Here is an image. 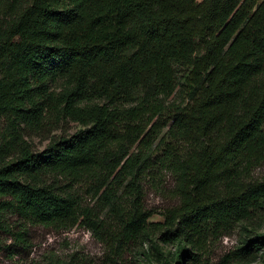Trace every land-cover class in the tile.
Segmentation results:
<instances>
[{
    "label": "trees",
    "instance_id": "trees-1",
    "mask_svg": "<svg viewBox=\"0 0 264 264\" xmlns=\"http://www.w3.org/2000/svg\"><path fill=\"white\" fill-rule=\"evenodd\" d=\"M177 69L184 106L165 104ZM58 79L68 86L55 93ZM91 95L105 103L82 105ZM50 115L82 128L33 152L20 124L40 128ZM1 120L12 132L0 142V230L5 213L83 223L114 238L117 259L158 232L181 264H206L209 239L264 205V177L246 180L264 163V0H0ZM155 141L178 205L152 223L142 183ZM49 175L69 187L103 177L92 189L114 227L78 195L53 191ZM9 232L24 243L23 229Z\"/></svg>",
    "mask_w": 264,
    "mask_h": 264
},
{
    "label": "rangeland",
    "instance_id": "rangeland-1",
    "mask_svg": "<svg viewBox=\"0 0 264 264\" xmlns=\"http://www.w3.org/2000/svg\"><path fill=\"white\" fill-rule=\"evenodd\" d=\"M184 73L181 69L176 70L177 88L173 95L165 100L166 105L184 106L188 103L184 90ZM67 84L68 81L65 79H58L51 84L50 89L60 93L68 86ZM104 103L101 98L91 95L89 101L82 102V105L93 106ZM7 126H9L7 121H0V142L8 139L12 132ZM81 128L78 122L65 116L56 118L53 115H50L40 128L20 124L24 141L33 152H41L50 142L62 137L68 138ZM156 144L157 141L152 147L154 150L152 162L156 163L154 162L151 168L149 178L142 183L143 206L153 212L149 219L152 223L162 222L163 212L178 205L173 193L175 187L173 175L164 170L160 171L158 167L165 147L163 145L156 147ZM263 177L264 163L255 166L248 176L249 179L246 180H260ZM101 182L103 177L98 181L90 179L81 184L73 183L69 187L63 178L52 175L45 177V183L51 186L53 191L58 193L69 191L78 195L82 206L94 209L101 219L106 220L107 226L113 228L115 220L108 215L104 201L98 199L99 196L92 189L101 186ZM123 184L115 183L112 186L119 195L123 191ZM4 217L5 231L0 230V264H181L175 246L161 243L158 232L142 237L138 243L129 247L122 259H117L110 249L114 238L104 231L101 234L93 233L83 223L54 227L25 223L15 213H5ZM20 229L25 231L23 244L15 241L9 232L11 230L16 233ZM256 238H260L259 244L252 245V250L250 249L248 254H241L243 245ZM203 259L206 264H264V205L256 207L246 219L232 223L226 228L225 233L211 237ZM183 264H192V262L185 259Z\"/></svg>",
    "mask_w": 264,
    "mask_h": 264
}]
</instances>
